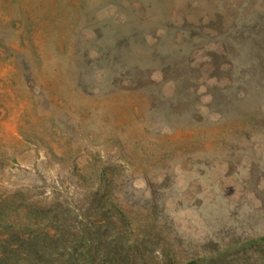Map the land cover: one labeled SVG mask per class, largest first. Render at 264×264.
Returning a JSON list of instances; mask_svg holds the SVG:
<instances>
[{
	"label": "rangeland",
	"instance_id": "rangeland-1",
	"mask_svg": "<svg viewBox=\"0 0 264 264\" xmlns=\"http://www.w3.org/2000/svg\"><path fill=\"white\" fill-rule=\"evenodd\" d=\"M23 198L74 231L115 202L150 264L264 235V0H0V204Z\"/></svg>",
	"mask_w": 264,
	"mask_h": 264
},
{
	"label": "trees",
	"instance_id": "trees-1",
	"mask_svg": "<svg viewBox=\"0 0 264 264\" xmlns=\"http://www.w3.org/2000/svg\"><path fill=\"white\" fill-rule=\"evenodd\" d=\"M96 208L91 219L80 215L73 220L80 225L74 231L69 224L74 218L71 212L65 217L56 213L57 207L45 208L27 198L21 203L3 200L0 264H150L147 250L129 242L128 234L134 231L130 217L111 200L99 212ZM260 246H264V235L211 249L184 262H176L168 253V262L163 264H264V250L254 249Z\"/></svg>",
	"mask_w": 264,
	"mask_h": 264
}]
</instances>
